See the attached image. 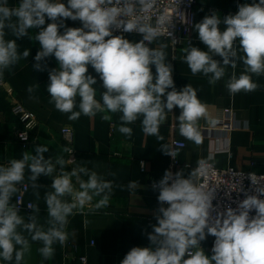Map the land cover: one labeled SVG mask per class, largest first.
Masks as SVG:
<instances>
[{
    "label": "clouds",
    "instance_id": "1",
    "mask_svg": "<svg viewBox=\"0 0 264 264\" xmlns=\"http://www.w3.org/2000/svg\"><path fill=\"white\" fill-rule=\"evenodd\" d=\"M154 3L155 0H67L66 5L63 0H19L17 6L10 7L8 0H0V76L30 55L28 49L18 51L17 39L29 36V29H39L34 37L40 45L34 68L44 70L40 62L55 57L58 67L49 72L47 92L50 103L56 110L69 114V120H78L82 114L94 117L106 111L119 112L122 113L120 133L130 138L133 129L128 125L142 118V131L162 141L160 125L167 113L179 107L180 135L200 145L203 136L198 122L207 117L206 105L190 84L179 91L176 89L172 66L166 63L167 45L149 47L160 32L136 18L138 11L147 12ZM46 18L51 23L44 27ZM68 19L79 20L82 27H67ZM160 22H164L163 18ZM114 27L124 32H138L143 38L130 42L121 35H113ZM194 28L207 51L192 45L183 49L184 62L191 73H202L209 77L210 84H215L225 76L226 68L235 69L237 61H242L244 71L239 76L234 71L226 87L230 94L254 92L258 84L252 75L264 74V0L240 4L236 14L223 16L222 20L212 12ZM6 30L15 39H6ZM89 65L102 81L104 91L99 100L93 87L97 80L87 74ZM34 87L29 86L27 91L32 93ZM77 107L79 110H74ZM102 119L110 120L111 116L103 115ZM210 123L215 125L216 121ZM48 150L47 146L37 145L35 154L26 151L22 158L0 166V259L7 264L13 260L21 264L30 251L29 239L23 232L28 233L31 241L42 242L38 251L48 259L54 254L53 244L67 240L65 229L74 210H83L94 197H101L95 204L96 209L108 206L112 182L84 166L65 171L62 157H57L55 162L52 158L45 159L43 154ZM160 150L173 158L177 155L166 144H161ZM199 164L198 171L202 172L204 162ZM26 168L34 188L41 175L53 177L52 191L44 197L48 212L46 230L38 223L37 215L29 216L26 222L11 203L17 185L25 178ZM196 175V171L185 177L183 171L173 174L166 170L163 178L153 184L159 192L160 206L156 210V223L151 226L153 230L148 233L151 246L131 248L120 264H264V199L260 198L264 196V186H256L253 178L256 194L241 189L245 198L236 208L228 207L212 217L215 190H206L198 184ZM73 177L79 190L73 184ZM137 183L132 181L129 187L134 188ZM36 195L39 198L38 192ZM227 195L230 198L231 194ZM66 198H71L70 202ZM30 208L39 212L37 204ZM253 210L255 215L250 216ZM207 235L215 237L211 256L200 247Z\"/></svg>",
    "mask_w": 264,
    "mask_h": 264
},
{
    "label": "crops",
    "instance_id": "2",
    "mask_svg": "<svg viewBox=\"0 0 264 264\" xmlns=\"http://www.w3.org/2000/svg\"><path fill=\"white\" fill-rule=\"evenodd\" d=\"M67 5V0H63ZM253 0H196L191 16V41L188 44L175 45L168 40L157 37L149 47H158L166 44V63L172 66V78L176 89L179 91L190 84L196 91L198 99L206 105L207 117L198 122L199 130L203 136V143L195 145L187 141L179 133L180 115L179 107H175L167 113L165 121L160 125V134L164 137L158 141L155 136L146 135L142 131L141 119L128 125L133 129L132 136L119 132L121 125L120 116L122 113H97L94 117L81 115L78 120H69L68 115L62 113L50 103V96L47 92L49 84V72L58 67L54 56L46 58L40 63L44 70H37L34 65L36 53L40 50L38 41L34 37L39 29H29V36L17 39L18 51L25 49L30 51L27 59H20L10 69L5 70L1 76L5 83L10 86L16 98L36 118L37 125L32 132L33 141L28 145L15 140L11 133V127L17 125L14 117L9 111V99L0 90V166H7L12 159L22 158L24 152L35 154V147L43 145L48 151L43 155L45 159L52 158L55 162L57 157L65 160L64 141L60 130L63 125H70L73 129V146L76 150V163L73 166H64L65 171L71 172L81 166L87 167L106 181L112 182V192L107 207L95 208V204L101 197H94L85 205L83 210H74L69 223L66 226L68 238L65 243L56 242L53 244L54 254L44 259L38 249L42 242L31 241L27 232H23L30 242V251L24 256L21 264H80L78 258L85 256L87 264H120L124 256L133 247H150L148 233L152 232V225L156 223L155 215L158 209V190H154L153 183L163 178L166 170L173 174L183 171L185 177L195 171V165L199 161L210 160L216 167H233L237 170L251 171L264 174V74L252 75V80L258 84L254 92L241 91L230 94L226 83L235 71L237 76L244 71L242 61H237V67L226 68L225 76L215 84H210L209 77L198 73L193 75L190 68L184 62L185 47L190 45L207 51V47L199 40L194 25L200 22L206 15L216 12L221 20L228 14H236L238 5L249 3ZM258 2V0H256ZM19 0H8L10 7L17 6ZM51 23L46 18V23ZM67 27H82L79 20L65 21ZM224 25L221 24V30ZM61 28L60 32L63 33ZM7 32V30H6ZM121 35L130 42H139L143 37L136 32L113 33ZM6 39H15L11 32H7ZM239 38H237V46ZM240 55H243L241 52ZM222 60L219 56L213 57ZM153 76L156 70L152 66ZM94 76L97 83L96 99H100L104 91L99 74L88 66V73ZM29 86H35L34 91H27ZM171 91V89H169ZM162 99H166L162 98ZM79 97H77V105ZM233 110L236 117L237 128L226 138L218 131L210 130L219 123L220 117L226 110ZM74 110H79L78 107ZM103 115H110V120L102 119ZM216 121L215 125L210 121ZM173 140L182 141L185 145L179 148V163L169 167V155L161 150V144L169 146ZM143 162V167H141ZM59 165L57 169L59 170ZM30 171L25 169V178L20 184H27L28 189L24 192V198L37 204L39 212L33 209L21 210L20 215L27 222L29 216L35 214L38 223L47 229L48 212L45 202V195L52 191L53 177L41 175L35 181L36 188L32 186L29 179ZM53 175H56L54 173ZM87 180V176L81 177ZM73 184L79 190V184L75 177ZM196 180V177H195ZM137 181V186L129 187V183ZM13 195L11 203L14 204ZM36 192L39 193L37 198ZM69 199V202L71 198ZM215 237L207 235L200 247L206 255H212V247ZM19 247V246H18ZM65 253L69 254L65 258ZM0 264L7 262L0 259ZM12 264H15L13 260Z\"/></svg>",
    "mask_w": 264,
    "mask_h": 264
},
{
    "label": "built area",
    "instance_id": "3",
    "mask_svg": "<svg viewBox=\"0 0 264 264\" xmlns=\"http://www.w3.org/2000/svg\"><path fill=\"white\" fill-rule=\"evenodd\" d=\"M196 0H155L153 6L147 12H137L136 18L142 23H150L160 32L158 37H162L175 45L188 44L191 41V16ZM161 18L164 22L161 23ZM130 19V18H126ZM113 33H129L124 32L122 28H113ZM137 33V32H136ZM0 90L4 91L9 99V111L14 117L17 125L11 127V133L15 140L28 145L33 141L32 132L35 129L37 122L36 118L28 111L22 103L14 95L13 89L8 86L3 78L0 76ZM237 128L236 117L233 110H226L219 123L215 128L220 135L226 138L233 130ZM61 137L64 141V149L72 151H65V165L73 166L76 163L77 155L73 146V129L70 125H63L60 130ZM178 140H173L170 143V150L177 153L176 157L169 158V167L173 168L178 163V151L180 147ZM183 146L185 145L184 142ZM200 162V161H199ZM199 162L195 165L196 182L204 185L206 190H215V198L213 205L215 211L211 213L212 217L217 215V212H223L228 207L236 208L240 201L245 198L244 191L249 194H256V186H264V174L255 173L251 171L237 170L233 167H216L210 160H204L203 171H198L200 168ZM257 182L254 186L252 179ZM154 184V183H153ZM19 192L15 197L14 204L21 210H31V201L24 198V192L28 189L27 184H20ZM243 189L244 191H240ZM230 193V198L227 195ZM264 199V196L260 197ZM255 215V210L250 213V216ZM69 254L65 253V258ZM187 258V257H186ZM80 264H87V258L80 256L78 258Z\"/></svg>",
    "mask_w": 264,
    "mask_h": 264
},
{
    "label": "rangeland",
    "instance_id": "4",
    "mask_svg": "<svg viewBox=\"0 0 264 264\" xmlns=\"http://www.w3.org/2000/svg\"><path fill=\"white\" fill-rule=\"evenodd\" d=\"M195 6V5H194ZM118 33H121V32H118ZM3 81L5 82V80L3 79Z\"/></svg>",
    "mask_w": 264,
    "mask_h": 264
}]
</instances>
